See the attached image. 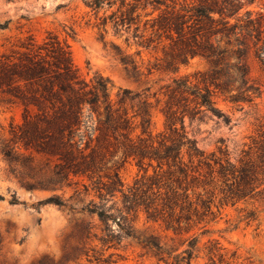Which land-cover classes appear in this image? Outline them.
I'll return each mask as SVG.
<instances>
[{
    "label": "trees",
    "instance_id": "1",
    "mask_svg": "<svg viewBox=\"0 0 264 264\" xmlns=\"http://www.w3.org/2000/svg\"><path fill=\"white\" fill-rule=\"evenodd\" d=\"M254 1H85L86 25L97 29L129 77L174 76L164 87L158 133L151 129L148 96L122 90L114 103L107 80L80 77L58 35L28 36L0 51V95L22 108L19 123L0 125L9 173L29 189L76 185L97 200L88 209L102 227L88 232L76 259L118 264L123 240L135 238L160 261L191 264L199 236L226 209L239 208L243 220L260 223L264 115L242 144L231 148L222 140L211 153L198 147L185 124L210 116L230 126L216 98L243 109L262 97L264 13L247 9ZM110 34L120 43L107 42ZM194 59L206 68L178 76ZM130 163L138 175L126 186L121 172ZM46 201L63 206L59 197ZM204 251L207 264H238L237 252L216 240Z\"/></svg>",
    "mask_w": 264,
    "mask_h": 264
},
{
    "label": "rangeland",
    "instance_id": "2",
    "mask_svg": "<svg viewBox=\"0 0 264 264\" xmlns=\"http://www.w3.org/2000/svg\"><path fill=\"white\" fill-rule=\"evenodd\" d=\"M85 1L0 0V25L7 23L5 29H0V51L28 36L42 41L49 33L56 34L69 46L73 64L83 80L94 82L103 77L108 81L114 103H118L122 90L148 96L153 106L151 129L154 133L163 131V92L174 76L156 73L138 80L129 77L110 49L99 41L97 29L86 25L91 13ZM247 9L264 13V0H255ZM106 41L120 43L111 34ZM254 66L257 74L259 66ZM205 68L203 60L194 59L178 76L192 75ZM216 103L231 118L230 126L210 116L185 122L189 136L206 153L216 151L222 140L231 148L246 141L254 131L256 119L264 115V91L255 106L240 109L222 98H216ZM21 114L18 104L0 95V125H8L11 120L19 123ZM137 175L134 163L127 164L121 172L126 186ZM0 197V264H87L84 258H76L88 241V232H99L102 227L97 215L88 209L90 203L97 202L92 194L76 185L55 191L29 189L9 173L8 164L0 154ZM50 197H59L63 206L48 203ZM241 215L239 208L226 209L222 219L199 236L198 251L191 264H207L204 248L210 240L236 251L238 264H264V216L260 223H248ZM117 253L118 264H171L160 261L151 248L135 238L124 239Z\"/></svg>",
    "mask_w": 264,
    "mask_h": 264
}]
</instances>
